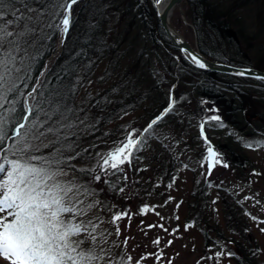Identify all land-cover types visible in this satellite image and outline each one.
I'll use <instances>...</instances> for the list:
<instances>
[{
    "label": "rangeland",
    "instance_id": "374dc122",
    "mask_svg": "<svg viewBox=\"0 0 264 264\" xmlns=\"http://www.w3.org/2000/svg\"><path fill=\"white\" fill-rule=\"evenodd\" d=\"M186 1L182 3L186 22L180 9L174 11L172 22L191 44L200 50L203 45L210 51L218 50L228 63L243 61L256 66L257 55L242 41L241 33H233L234 46L216 38L203 43L194 20L195 12L184 6ZM79 2L72 6L71 16ZM220 2L221 7L230 4V0ZM240 12L243 18L237 26L234 23L235 29L260 27L255 6ZM61 18V14L54 15L53 25ZM132 27L137 33L136 27ZM65 38L66 33L60 31L56 47L59 52ZM138 43L142 48V42ZM125 44H121V52ZM236 46L241 50L237 51ZM55 59L56 55L47 66ZM129 59L132 57L127 55L126 66ZM107 65L108 61H101L77 98V119L69 130L72 134L63 141L70 145L64 155L74 158L61 165L68 172L61 179L83 184L94 192L85 199V204L99 202L85 219L91 218L99 225L97 232H103L106 237L103 247L109 254L101 264H264V231H261L264 229V119L246 116L250 123L259 121L262 129L256 132V126L251 125L253 134L249 135L242 129L229 127L218 115L219 104L211 102H206L196 113L193 105V114L181 115L178 126L169 123L149 130L146 129L153 122V114L142 107L135 108V104L110 116H103L104 112L93 115L87 110L96 98L106 93L117 95L115 90L119 89L116 88L119 75H104ZM149 85L150 80L141 90H148ZM254 89L264 100V84H257ZM33 96V93L27 96L28 107ZM115 97L110 96L116 100ZM255 105L250 103V110ZM256 106L264 112V105ZM200 119L207 121L208 131L205 124L199 123ZM129 138L136 142L131 156L116 169L111 168V160L105 165L107 154ZM139 141L145 149L135 169L137 153L133 150ZM209 147L216 153L215 157L209 156ZM52 151L45 148L39 153L48 156ZM97 175L99 180L95 179ZM145 208L147 211H143ZM121 213L126 215L113 222V217ZM217 252L223 255L217 256ZM3 262L9 264L0 257V263Z\"/></svg>",
    "mask_w": 264,
    "mask_h": 264
},
{
    "label": "trees",
    "instance_id": "16d2710c",
    "mask_svg": "<svg viewBox=\"0 0 264 264\" xmlns=\"http://www.w3.org/2000/svg\"><path fill=\"white\" fill-rule=\"evenodd\" d=\"M220 1L187 0L184 4L195 12L193 16L202 42L216 38L226 45L234 46L236 41L234 42L233 33H241L242 41L257 55L255 67L264 69V3L261 0H230L229 5L221 7ZM60 2L63 3L64 0ZM48 3H54V0H48ZM79 3L72 11L69 31L60 52L56 48L60 30L47 25L53 24L54 12H60L63 17V9L48 7L43 24L37 27L35 35L29 37L31 46L27 48L22 71L17 74L18 87L8 95L6 102H0L4 103V108H0V119L6 120L3 126L4 139L0 142V157L7 155L8 159L15 158L8 151L18 146L19 137L16 136L15 129L21 123L25 124V128L21 129L22 133L31 128L34 116L28 110L37 103L48 112H52L58 104L59 113L53 116V120H60L63 115L67 117L64 123L74 124L78 114L77 98L85 86V81L96 72L102 60L108 61L105 76L119 75L116 80V88L119 89L115 90L117 95L106 93L97 97L87 110L93 112V115L104 112L103 116H110L114 112L123 111L130 104H135V108L142 107L153 114V121L156 122L148 124L146 130H149L169 123L178 126L181 115L193 114V105L196 106V113L206 102H211L219 104L218 115L229 127L242 129L249 135L253 134L249 128L251 125L256 126V132L262 130L259 121L253 120L250 123L246 116L250 114L264 119V112L256 106L257 103L263 106L264 100L254 89L257 84L263 85L264 82L249 77L205 71L194 66L164 32L152 0H81ZM250 5L255 6L260 27L250 29L239 26L235 29L234 23L237 26L243 18L240 10H245ZM132 26L136 27L137 33H134ZM139 41L142 42V48L138 47ZM122 43H126L123 52L120 51ZM236 49L241 50L239 47ZM213 50L201 46V52L207 57L226 62L221 57L222 54L217 53L218 50ZM235 53L237 54L236 51ZM55 55V61L47 66L49 59ZM127 55L132 59H129L130 63L126 66ZM236 63L242 66L253 65L243 61ZM148 80L151 81V86L142 91L141 86ZM32 93L33 101L28 107L27 96H32ZM112 95L116 96V100L110 98ZM105 96L107 99H104ZM250 103L256 104L254 110H250ZM39 118L44 119L43 112ZM199 123L205 124L208 131L205 119H200ZM200 124L196 127L199 128ZM69 130L65 131L70 132ZM144 149L145 146H141L139 141L133 150L134 154L137 153L133 162L135 169L138 168ZM30 155L41 156V153L33 152ZM33 163L41 162L37 160Z\"/></svg>",
    "mask_w": 264,
    "mask_h": 264
},
{
    "label": "snow or ice",
    "instance_id": "6c2138e0",
    "mask_svg": "<svg viewBox=\"0 0 264 264\" xmlns=\"http://www.w3.org/2000/svg\"><path fill=\"white\" fill-rule=\"evenodd\" d=\"M77 2L54 0L50 4L48 0H0V102H6L8 95L17 89V74L22 71L27 48L31 46L29 37L35 35L37 27L43 24L48 7L63 9L65 14L59 23H49L47 27L55 26L67 33L71 9ZM35 4L47 6L35 7ZM53 14L60 15L59 12ZM198 63L201 68L205 67L202 62ZM0 108H4V103H0ZM28 111L34 116L31 128L22 133L25 124H19L15 129L18 146L8 150L15 158L0 157V214H5L0 215V257L9 264H101L109 254L103 247L106 237L103 232H97L98 224L91 218L85 219L99 202L85 204V199L94 192L83 184L61 179L68 174L61 165L74 158L64 155L70 145L63 143L72 134L65 130L71 129L73 124L64 123L67 117L63 115L60 120H53V116L59 113L58 104L52 112L45 111L39 103ZM41 112L44 119L39 118ZM212 119L218 120L219 117ZM4 123L6 120L0 119V142L4 139ZM135 144L129 138L107 154L104 164L111 160V168H118L131 156ZM45 148L54 151L48 156L30 155ZM208 153L211 157L216 156L211 147ZM37 160L41 163H33ZM95 179L99 180L100 176ZM122 215L126 213L114 216L113 222ZM216 255L223 253L217 252Z\"/></svg>",
    "mask_w": 264,
    "mask_h": 264
},
{
    "label": "water",
    "instance_id": "95a60500",
    "mask_svg": "<svg viewBox=\"0 0 264 264\" xmlns=\"http://www.w3.org/2000/svg\"><path fill=\"white\" fill-rule=\"evenodd\" d=\"M184 1L186 0H168L162 9L159 8L158 2L154 1V5L157 9L159 21L164 32L172 40L175 46L184 54L188 61H190L194 66L206 71L250 77L264 82V79H262V77H264V70L256 67L238 66L214 61L205 56L197 47H194L187 40V38L176 29L172 23L171 16L176 9H180L183 19L186 22L185 14L182 9V3ZM193 57H195L196 60H194ZM198 62H202L205 67L201 68ZM241 72L244 74L241 75Z\"/></svg>",
    "mask_w": 264,
    "mask_h": 264
},
{
    "label": "bare ground",
    "instance_id": "6f19581e",
    "mask_svg": "<svg viewBox=\"0 0 264 264\" xmlns=\"http://www.w3.org/2000/svg\"><path fill=\"white\" fill-rule=\"evenodd\" d=\"M167 1L168 0H159L158 1L159 8L162 9L165 6V4H166ZM172 16H173V14H172Z\"/></svg>",
    "mask_w": 264,
    "mask_h": 264
},
{
    "label": "flooded vegetation",
    "instance_id": "af4514ba",
    "mask_svg": "<svg viewBox=\"0 0 264 264\" xmlns=\"http://www.w3.org/2000/svg\"><path fill=\"white\" fill-rule=\"evenodd\" d=\"M240 260H243V259H240Z\"/></svg>",
    "mask_w": 264,
    "mask_h": 264
}]
</instances>
